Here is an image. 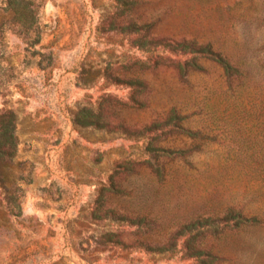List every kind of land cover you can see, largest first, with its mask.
<instances>
[{"label":"rangeland","instance_id":"rangeland-1","mask_svg":"<svg viewBox=\"0 0 264 264\" xmlns=\"http://www.w3.org/2000/svg\"><path fill=\"white\" fill-rule=\"evenodd\" d=\"M0 264H264V0H0Z\"/></svg>","mask_w":264,"mask_h":264}]
</instances>
